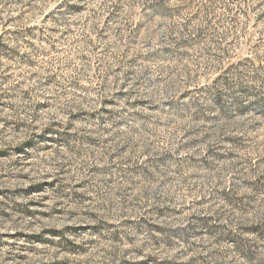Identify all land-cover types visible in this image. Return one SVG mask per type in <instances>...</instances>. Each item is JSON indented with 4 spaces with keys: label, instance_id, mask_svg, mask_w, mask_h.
I'll use <instances>...</instances> for the list:
<instances>
[{
    "label": "rangeland",
    "instance_id": "1",
    "mask_svg": "<svg viewBox=\"0 0 264 264\" xmlns=\"http://www.w3.org/2000/svg\"><path fill=\"white\" fill-rule=\"evenodd\" d=\"M0 44V264H264V0H0Z\"/></svg>",
    "mask_w": 264,
    "mask_h": 264
},
{
    "label": "trees",
    "instance_id": "2",
    "mask_svg": "<svg viewBox=\"0 0 264 264\" xmlns=\"http://www.w3.org/2000/svg\"><path fill=\"white\" fill-rule=\"evenodd\" d=\"M163 1V0H162ZM165 2H167V1H170V0H164ZM147 5H149L150 7L153 5V3L152 2H148V4ZM64 6H66L67 8H75V7H77L75 4H68V5H65L64 4ZM1 45V44H0ZM54 126V125H53ZM52 133H56V132H52Z\"/></svg>",
    "mask_w": 264,
    "mask_h": 264
}]
</instances>
